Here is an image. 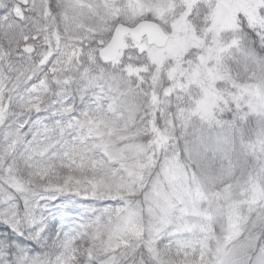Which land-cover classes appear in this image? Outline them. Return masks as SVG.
Segmentation results:
<instances>
[{"label":"snow or ice","instance_id":"obj_1","mask_svg":"<svg viewBox=\"0 0 264 264\" xmlns=\"http://www.w3.org/2000/svg\"><path fill=\"white\" fill-rule=\"evenodd\" d=\"M0 264H264V0H0Z\"/></svg>","mask_w":264,"mask_h":264}]
</instances>
